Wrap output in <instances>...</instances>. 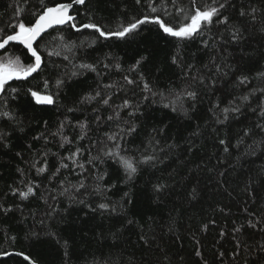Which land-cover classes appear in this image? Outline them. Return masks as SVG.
I'll list each match as a JSON object with an SVG mask.
<instances>
[{"label":"snow or ice","instance_id":"obj_1","mask_svg":"<svg viewBox=\"0 0 264 264\" xmlns=\"http://www.w3.org/2000/svg\"><path fill=\"white\" fill-rule=\"evenodd\" d=\"M88 2L12 0L8 19L0 23V151L13 152L11 137L24 132L36 119L27 116L28 112L51 110L62 117L53 126L41 118L42 131L15 150L24 166L16 167V178L4 194L15 199L8 203L0 198V220H15L23 239L32 245L54 241L62 250L61 264H73L82 257L57 229L68 211L60 207L66 200L69 208L83 205L85 216L107 217L113 225L109 229L111 242L102 244L90 260L83 258L84 264H145L125 246L131 245V235L136 236L138 245L157 253L148 264H178L175 255L161 244L166 235L174 233L173 213L181 205L173 203L167 208L171 190L156 175L165 171L158 166L170 156L182 159L209 130L224 154L232 148L239 151L244 143V155H264V51L250 53L248 47L259 34L264 49V0H133L139 14H125L114 28L97 22L91 14L81 22L79 9L87 12ZM148 26H155L158 39L173 46L165 68L154 66L155 73L144 71L152 56L147 47L127 68L121 57L104 50L113 47L105 42L135 43L137 37L152 31ZM71 33L84 38L73 39ZM14 49L20 55H13ZM253 62L257 66L254 74L249 67ZM50 67L55 72L44 75ZM169 69L171 74L165 77ZM112 72L119 73L120 79L112 81ZM86 74H94L92 85L78 93L70 105L61 103L66 90L83 82ZM229 85L246 91L234 95ZM21 100L27 101L23 117L18 111ZM248 111L256 116L251 128L244 123ZM79 112L91 115L82 117ZM157 112L167 119H158ZM234 124L240 131H232ZM222 131L225 136L220 135ZM53 144L56 151L50 148ZM215 159L222 163L219 155ZM197 169L212 171L207 164L203 169L197 165ZM71 174L78 177L75 183L67 179ZM145 175L149 178L141 193L139 178ZM192 179L195 176L190 174L188 180ZM255 180L264 189V175ZM252 182L250 177L246 190L252 188ZM145 193L154 209H167L166 219L160 216L157 220L150 212L143 223L137 220L141 215L137 206ZM200 195L198 181L187 185L188 203ZM116 196L119 198L113 199ZM36 200L43 202L42 214L26 215L28 204ZM245 227L253 230V239L241 243L235 233L244 235ZM202 230L206 231L207 225ZM233 233L236 245L230 257L218 252L219 264L225 259L229 264L241 260L243 264H264V213H249L246 224L237 225ZM0 236L8 247L16 246V235L0 230ZM8 247L0 244V264L14 257L40 264L31 252L9 251ZM195 256L208 264L199 249Z\"/></svg>","mask_w":264,"mask_h":264},{"label":"trees","instance_id":"obj_2","mask_svg":"<svg viewBox=\"0 0 264 264\" xmlns=\"http://www.w3.org/2000/svg\"><path fill=\"white\" fill-rule=\"evenodd\" d=\"M34 2V0H33ZM12 0H0V14H3V23L8 19L11 13L9 4ZM88 11L80 8L81 15L78 17L81 22H86L88 14H91L97 22L115 27L119 20L123 19L125 14L128 17L139 14V9L134 5L133 0H89L87 5ZM31 19V16H28ZM170 19V18H169ZM152 28L151 32H145L142 36L137 37L135 43L125 45L121 41H111L105 43L113 44L111 48H105V51H111L113 54L122 58V64L125 68L133 62V58L137 57V53H143L147 49L152 53L151 63L144 68L146 73H155L156 68H165V62L169 54L173 51L171 43L165 40L158 39L156 35L155 26H148ZM72 38L81 37L79 33H71ZM90 38L91 34H87ZM261 37L259 34L255 35L249 44V52L254 49L264 51L260 45ZM119 44V47L115 46ZM13 55H20L16 49L13 50ZM22 59L24 57L22 56ZM256 59H259L257 54ZM250 68L256 69V64L253 62L249 65ZM55 72V69L49 68L45 70L44 75H50ZM171 74V69L165 72V77ZM111 80L117 81L120 79V74L112 72ZM94 74H86L82 78L83 82L77 81L75 86L66 90V96H61V103L71 104L75 96L83 90H86L89 85H92ZM15 83V82H14ZM36 84L37 81H33ZM27 85H25L26 87ZM250 87V86H249ZM229 92L234 95H239L246 91L242 87H232L229 85ZM207 101L205 103V106ZM19 109L21 116L25 115L23 109L27 107V101H19ZM62 111V110H61ZM35 115L36 119L31 120L24 129V132L15 133L11 139L15 148L13 152L5 154V151H0V198H3L8 203H11L14 197L11 195L5 196L8 192V186L12 184L16 178V167H23L24 164L15 156V150L22 148L24 145L32 141V136L39 134L42 131V124L39 122L42 119L49 121V125L53 126L58 119H61L59 112L55 111H40L36 113L28 112L27 116ZM71 118L72 114H68ZM77 115L82 117L90 116L89 112H79ZM158 119L166 120L162 113L157 112ZM256 120V116L248 111L247 117L244 118V123L251 128ZM176 125L173 124V127ZM244 125H241L243 127ZM233 132L240 131V128L234 124L232 126ZM225 136V132L220 133ZM95 138V137H93ZM247 143L251 140L245 138ZM255 139H259L256 137ZM86 143V142H82ZM182 143V142H181ZM235 144V141H233ZM34 148H39L38 143H33ZM52 151H56L55 145H50ZM246 146L244 143L240 145L239 151L232 148L229 154H224L216 146L211 130L205 139H200L199 143L188 152L186 156L181 159L179 155L170 156L163 164L159 165L160 169L165 171H157L156 175L162 182H167L171 190L168 197L167 208H171L173 203L181 205V207L173 213L175 217L174 233H169L165 236L161 247H164L170 254L175 255L178 264H203L199 257L195 256V250L199 249L202 255L208 261V264H219L218 252H224L227 257L231 256V252L236 245L233 229L239 224H246L248 214L256 212L259 216L264 213V189H261L259 182L255 180L258 175H264V155L258 152L256 156H246L244 152ZM180 149H177V153ZM235 153V154H233ZM31 156V153H26ZM219 155L222 163H217L215 157ZM237 156L240 157L237 161ZM55 158L50 159L54 160ZM207 164L212 171L198 170L197 165L203 169ZM235 165V170H233ZM217 172H223V176H218ZM190 174L195 176V179L188 180ZM184 177V179H182ZM253 178L252 188L246 190L245 185L249 183V178ZM149 177L147 175L139 178V189L143 193L146 187L145 181ZM72 183H75L78 177L71 174L67 177ZM199 183L200 197L197 201L188 203L186 197V187L189 183ZM256 191L253 192L252 190ZM43 191V189H41ZM147 193L141 195L140 203L137 210L141 213L137 216V220L143 223V219L150 212L157 215V220L160 216L167 218V209L156 210L148 202ZM119 197H113L118 199ZM19 203V200L16 201ZM61 209L67 208L64 221L57 224V229L61 234L67 238L75 247L76 252L82 259L74 260L73 264H84L83 258L91 259V255L96 253V250L106 242H111V234L109 229L113 227L111 221L107 217H100L88 213L83 205H73L68 207V201H63L60 205ZM44 205L42 201L36 200L28 204L25 209V214L29 212H40L42 214ZM247 209V212L245 211ZM223 210V211H222ZM19 215V214H17ZM32 223L31 220L28 221ZM207 225V230H202L203 226ZM0 230L7 231L12 235L18 237L17 244L14 248L8 247L4 242L3 236H0V244L8 247L9 251H25L31 252L34 258L39 259L40 264H61L62 250L55 245L54 241L32 245L29 241L23 239L24 233L19 230L15 220L7 221L6 218L0 220ZM252 229L244 228V235L235 233V237L239 238L241 243L253 239ZM223 233V235H221ZM103 234V235H101ZM129 236H125V241ZM131 245H125L128 248L129 254H135L137 260H142L145 264L149 261L155 260L157 253L146 250L136 243V236L131 235ZM199 242V243H198ZM183 257V260L180 258ZM7 264H27L22 258H9ZM224 264H229L228 259H225ZM243 264V261H240Z\"/></svg>","mask_w":264,"mask_h":264}]
</instances>
